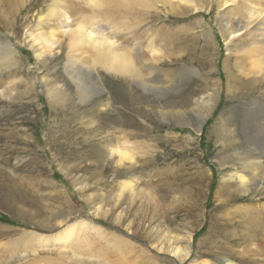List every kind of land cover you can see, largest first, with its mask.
Masks as SVG:
<instances>
[{
  "label": "rangeland",
  "instance_id": "obj_1",
  "mask_svg": "<svg viewBox=\"0 0 264 264\" xmlns=\"http://www.w3.org/2000/svg\"><path fill=\"white\" fill-rule=\"evenodd\" d=\"M50 1L0 0L4 16L30 4L14 26L0 21V39L7 38L16 53L14 63L0 69V264H102L101 253L109 251L111 258H116L112 253L116 249L124 253L126 262L135 260V264H193L205 258L211 264H226L229 250L210 248L205 250L209 253L206 257L195 258L192 253L194 258L179 261L172 253H158L152 245L162 232L182 237L190 232L191 250L197 252L203 249L212 215L226 214L239 204L264 205V193L259 199L256 192L230 207L214 209L219 202L216 195L223 194L227 185L241 193L233 178L235 170L264 158L244 141L238 123L242 99L249 102L258 91L239 97L225 91L227 70L235 68L232 41L236 32L226 31L230 23L237 24L233 14L221 0H201L209 5L208 10L171 24L175 30L201 21L202 26L194 30L196 44L154 39L159 51H169L160 57L159 66L176 58L170 66H163L169 83L174 82L168 92L156 94L133 78L97 64L91 73L81 69L90 95L80 103L73 96L75 84L66 69L68 27L53 21L44 28L55 33L58 43L52 54L38 61L27 44L26 32L35 12L45 9ZM58 1L59 10L69 12L70 1ZM250 2L264 4L261 0ZM143 3L132 9L126 8L131 2L110 4L114 16L124 22L125 29L117 35L104 22L96 26L117 44L135 42L150 55L148 40L132 37L136 24L142 21L140 27H145L147 20L160 17V21L152 20L159 27L163 18L179 19L174 14L179 8L172 0ZM194 46V58L190 59L213 60V68H200L197 75L180 69L192 64L185 54ZM213 80L222 87L215 95V107L208 110L199 128L197 111L206 112L213 104V86L206 87ZM187 100V105L180 107ZM178 108L183 110L182 116L169 113ZM159 111L167 115L161 116ZM113 143L133 151L135 163L119 165L118 157L107 151ZM244 175L250 178L251 173L248 170ZM130 178L135 182L133 193L122 192L120 204L112 209L119 182ZM263 180L264 176L251 182L250 188L264 192ZM118 211L120 221L116 219ZM82 220L95 230L75 228V241L69 240L68 249L64 243L40 246L41 238L50 243Z\"/></svg>",
  "mask_w": 264,
  "mask_h": 264
},
{
  "label": "bare ground",
  "instance_id": "obj_2",
  "mask_svg": "<svg viewBox=\"0 0 264 264\" xmlns=\"http://www.w3.org/2000/svg\"><path fill=\"white\" fill-rule=\"evenodd\" d=\"M69 1V12L65 9H63V11L59 10L58 0H51L45 9H38L33 16V20H31L32 27L27 30L28 33L26 32V39L29 48L35 55V60L38 61L42 57L52 54L55 45L58 43V39L55 38V33L52 30L46 31L44 28L49 27L53 21L59 23L61 27H68V29L65 30L69 48L67 52L66 69L75 84L73 96H75L80 103L87 101L90 95V91L87 87V80L84 76H81V69L84 67L87 72H90L97 64L106 70L133 78L142 88L145 87L153 90L156 94H158L160 90L168 92L174 82L169 83L168 70L163 68V66H170L176 58L170 60V62L164 61L162 65L165 64L159 66L160 64L157 62L160 60V57H166L169 55V51H159V48H156L152 42H155L154 39H158L161 41L166 40V42L172 44L180 41H191L196 44L198 36L194 30L195 26L197 28L202 26L200 24L201 21H193L195 25H193V22L179 25L175 30L173 29L174 26L171 24L186 19L188 16L193 17L200 11L208 10L209 6L201 0H172L174 1L175 7L179 8L178 11L174 12L175 15H179V19L176 18V20L171 21L169 18H163L161 20L163 22H159L161 23L158 25L159 27H157L156 23L152 20L160 21V17H155V19H150V21L147 20V26L145 27H140L142 21L137 23L136 25L138 27L136 26V30L133 32L132 37L138 40H142L143 38L148 40V44L146 45L150 53V55H148L141 49L138 43L126 42L125 45L117 44V40L114 39V37L111 38L106 36L103 32L99 31L96 26L101 22L106 23L112 29L113 35H117V33L125 29V27L122 26L124 22H122L120 18L117 19V17L114 16V10L110 6L112 2L118 3L120 0ZM121 1L124 3H133L126 7L127 9H132L133 7L140 8L144 5L143 2L147 3L148 0ZM261 1L264 3V0ZM29 5L30 4H27V6L22 5L15 8L7 16L0 14V21L7 22L14 26L15 23L22 20V10L28 8ZM221 5H225L229 12L233 14L235 23H237L234 25L230 23L226 29L227 32H236V34L233 36L235 39L232 41V46H234L235 68L230 66V70H227L225 91L228 95L233 97H239V95L245 96V94H250L255 90L258 91L259 94L257 97L249 102H247L248 99H242L241 103L244 105L239 111L238 123L245 138L244 141H246L248 146L253 147L252 149L256 150L259 156H262L264 155V4L257 5V2H253L252 4L250 0H221ZM185 15H187V17L183 18ZM148 31L149 34H147ZM152 32H154V34H152ZM124 34L127 35L125 32ZM173 35H175L174 39L168 40L169 37ZM148 38L152 40L150 41ZM4 40L5 41L0 39V69L5 66L10 67L12 62L14 63V54H16L11 45L12 43L7 40V38ZM194 49L195 46L186 52L185 55H187L189 59L194 53ZM182 56L183 55H180V57ZM191 58H194V56H191ZM190 61H193L190 66H181L180 69L187 70L191 74L197 75L200 68H213V60L201 58L190 59ZM194 63H196L197 66H195ZM223 68L225 69L226 66H223ZM180 69L178 68L179 72ZM160 74L161 76H159ZM209 85L213 86V104L211 103L207 107L206 112L197 111L199 115V128L205 123L208 117V110L215 107V95L217 90L222 87L216 80L210 81L209 84L206 83V87ZM94 89H96V91L98 90V92L100 91V88L97 86ZM182 103L180 107L186 106L188 100ZM175 105L176 104H172V108H175ZM194 109L197 110V108ZM182 111L183 110L178 108L172 109L169 113H172L171 115L178 118V116L183 115ZM159 113L161 116L167 115V112L159 111ZM7 134L8 136H12L11 132H7ZM107 151H109L110 156L118 157L117 160L119 165L124 163H135L134 155L132 154L133 151H129V149L122 147L120 144H111ZM261 160L262 161L259 162L252 161L248 165L245 164L246 166L243 164L242 167L240 166V168L235 170L233 178L237 180V185H239L238 192L241 193H234L232 190H229L226 184L227 186L224 188L223 194L216 195L219 202L218 205H214V209H220L229 205L232 206L241 201L243 196H252V193L256 192L257 195L260 196L259 199H262L261 195L264 192H259L260 190L257 187L250 188L251 182H255L256 179H263L264 158ZM248 170L251 173L250 178L244 175ZM261 170L263 171L259 175ZM132 176L134 177V175ZM134 183V178L124 179L119 182V192L115 195L116 198H113L112 209L115 210L118 204H120L122 192L128 191L130 195L133 193ZM99 209L100 207L97 206L95 210L99 211ZM230 209L231 211L226 214L218 213L212 215V220L210 222L208 221V232L204 239L202 250L192 252L191 241L193 235H191L190 232L184 237L162 232L157 243L152 245L153 249L155 248L158 253H172L179 261H187V259L189 260L193 255L195 258L206 257L209 253L205 250L215 248L221 251H230L228 256L229 259L226 264H264V205L239 204L237 206L235 205L233 209ZM119 211L116 213L117 221L122 219ZM101 215L104 216V213H101ZM204 221L203 223H206L205 219ZM85 226H88V223L83 220L78 221L73 226H68L63 232L57 235V237H54V241L49 243L50 240L45 241L44 238H41L39 244L44 248L52 244L64 243L63 247L68 249L69 245H67V243H69V240L75 241V228ZM229 227L235 230H227ZM94 228L93 225L87 227L88 230H95ZM78 230L80 231V229ZM112 253L116 258H111V252L109 251L102 252L100 257L101 263H136L135 260H129V263L126 262L124 253L120 250L116 249ZM193 264H211V261L205 258L201 262Z\"/></svg>",
  "mask_w": 264,
  "mask_h": 264
}]
</instances>
